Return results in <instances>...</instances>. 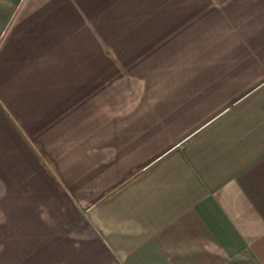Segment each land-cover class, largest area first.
I'll list each match as a JSON object with an SVG mask.
<instances>
[{"label": "crops", "instance_id": "1", "mask_svg": "<svg viewBox=\"0 0 264 264\" xmlns=\"http://www.w3.org/2000/svg\"><path fill=\"white\" fill-rule=\"evenodd\" d=\"M0 264H264V0H0Z\"/></svg>", "mask_w": 264, "mask_h": 264}]
</instances>
